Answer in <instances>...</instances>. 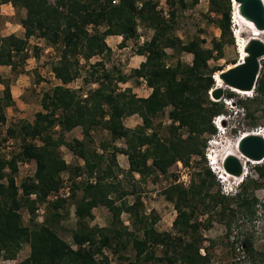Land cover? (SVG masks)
Here are the masks:
<instances>
[{"label":"trees","instance_id":"1","mask_svg":"<svg viewBox=\"0 0 264 264\" xmlns=\"http://www.w3.org/2000/svg\"><path fill=\"white\" fill-rule=\"evenodd\" d=\"M0 2L10 3L26 12L19 20L24 29L23 36L0 33V65L10 66L14 71L17 60L27 58L25 51L32 36L61 47L52 65L59 83L43 92L41 110L35 113L32 121L23 119L16 125L5 126L6 109L14 104V100L9 81L0 75V84L3 85L0 89V152L9 148L4 144H12V139L20 141V149L15 154H0V255L4 259H16L23 244L27 243L29 255L14 264H108L106 248L113 250L121 262L124 261L120 264H206L209 253L200 252L202 237L198 231L202 226L207 228L212 218H216L225 220L230 229L238 213L252 216L256 213V205L264 207V201L259 202L255 194L247 193L249 188L264 184V161L255 165L256 175L262 182L251 180L253 183L248 185L242 179V188L229 196L220 190L210 192L215 176L208 167L199 171V180H192L187 188L181 184L167 187L166 198L173 203L176 211L172 221L173 233L158 231L153 225L156 219L148 223L147 217L139 214L137 206L142 204L139 197L132 203L121 201L116 204L110 196L118 191L109 180L117 174L110 165L102 168L104 155L90 147L91 133L95 128H104L113 141L124 139L126 148L117 150L127 156L128 172H136L141 178L155 169L164 174L176 161L187 164L193 154L203 155L198 135L206 129L212 133L216 131L210 120L220 114L221 107L219 101L208 98V92L216 86L215 74L224 69L210 68L208 61L222 57L223 42L212 38L211 48L204 47L205 39L198 36L183 42L174 33L178 12L175 0H168V17L157 9L156 0ZM178 2L184 8L197 4L198 0H192L190 4L186 0ZM210 3L213 6L210 12L220 15L217 25L223 37L230 33V9L221 6L217 0H210ZM139 25L152 30L150 39L138 48L139 54L145 58L133 70V76L145 78L151 90L147 96L139 97L130 88L120 90L117 83L111 86L112 71L105 69L101 60L90 65L93 68L90 80L97 83L96 88L81 93L80 89L68 86L80 75V59L87 62L110 51L106 38L111 35L121 36L119 46L123 47L127 39L137 36ZM167 49L190 53L191 62L176 60L175 64L167 65L164 60ZM126 79L119 72L115 81L125 82ZM254 92L251 98L254 101L264 95V75L260 71ZM167 106H170L168 116L172 120L169 125L171 136L161 138L157 131L147 133L146 130L152 126V118ZM133 114L142 117L143 125L135 128L124 125L123 118ZM4 126L6 128L1 129ZM75 127H81L82 137L66 140L65 132ZM182 127L187 129L186 138L178 132ZM62 146L82 159L83 164L72 167L60 152ZM101 146L106 148L105 144ZM31 160L36 165L33 175H26L18 184L16 174L19 164ZM62 171H73L75 176L86 174L88 180L74 181L68 197L59 195L48 201L53 214L44 216L42 222L35 221L36 203L46 202L50 200L49 195L59 193L63 182L60 178ZM93 174L96 180L92 182L89 178ZM77 189H82L83 194L75 203L77 226L71 233L74 243L71 245L58 233L57 224L62 218L58 210L64 208L63 204L75 195ZM125 194L126 191L122 190L118 199ZM99 205H106L111 212L109 226L88 224V220L93 218L92 210ZM23 206L30 213L28 225L22 222L20 209ZM123 211L132 215L134 222H139L141 235L127 231L122 225L120 214ZM205 212L209 213V218L206 223H201L198 215ZM187 235H191L188 241L185 240ZM129 242L135 251V260L120 253ZM158 245L162 246L159 255L154 250V246ZM239 249L249 264H264V250L255 249L248 237L241 242Z\"/></svg>","mask_w":264,"mask_h":264},{"label":"rangeland","instance_id":"2","mask_svg":"<svg viewBox=\"0 0 264 264\" xmlns=\"http://www.w3.org/2000/svg\"><path fill=\"white\" fill-rule=\"evenodd\" d=\"M156 1H158L157 9L162 15L168 17L170 9L168 0ZM175 1V7L178 12L175 19L174 33L183 42H187L198 36L205 39V43L203 44L204 47L211 48L212 38L216 37L222 40V57L210 59L208 61L210 68L215 69L220 67L225 70L227 65L240 60V44H243L245 40H250V34L236 19V10L234 9L235 5L233 0H217L221 6H228L231 13L230 33L227 32L223 37L220 36L221 32L217 25L220 15L216 12H210V8L213 7L210 0H198L197 4L189 5L184 8H181L178 4V0ZM191 1L192 0H186V3L190 4ZM20 11L21 8L14 7L10 3L0 2V33L2 35H8L6 33H18L17 27L20 25L19 20L21 19ZM151 35V29L139 25L137 36L127 39L123 47L119 46L122 37L106 38L107 44L111 47V50L107 51L104 55L94 56L87 62L84 59H80V75L69 83L68 86L73 89H80L81 93H86L90 89L96 88L97 83L90 80L91 76L89 74L93 71L90 65L95 61L101 60L104 63L105 69H110L112 71L113 80L111 86L117 83L116 86L118 89L123 90L130 88L137 96L145 97L150 93L148 91L151 90L147 88L144 77L133 76V70L139 67L140 62L145 58L143 54H139L138 48L145 40L150 39ZM261 37L264 38V34H262ZM118 39H121L119 43L117 42ZM39 41L41 40H38L35 36L29 38L25 51L27 58L25 60H17L18 64L15 70L13 71L10 68L8 76L4 77L9 81L10 88L12 85L13 98L21 102V106L23 107L21 110L17 108V111L14 110L15 112L10 111L8 113L11 120L10 122H6L5 126L16 125L19 120L23 119L32 121L35 113L41 110L40 100L43 92L59 83V80L54 76L52 65L58 58L61 47L50 45L44 39V42H40L41 44L39 45L37 44ZM166 51L167 57L164 60L167 65L175 64L176 60H180L184 63L191 62L192 55L189 53H176L172 49H167ZM119 72L127 78L125 82L115 81ZM260 72L261 75H264V59L261 60ZM86 79L89 80L87 81ZM223 89V96L219 100L211 99L208 93V98L210 100L219 101L221 112L210 120L212 125L215 126L216 131L212 133L210 129H206L204 133L197 137L203 155H191L187 164L180 160L181 167L176 161L164 174L160 173L158 169H155L154 172L148 174L144 178H141L136 172L129 173L127 156L117 150L126 148L124 139L111 140L109 133L102 127H97L92 131L90 147L96 149L99 154L102 153L105 158L101 162V167L106 168L110 165L114 169L115 174H117V177L109 179L118 189V191H114L110 194V196L115 199L116 204L121 201L132 203L135 198L139 197L142 203L137 206L139 214L147 217L148 223L156 219L153 225L158 231H169L173 233L172 221L175 218L176 211L173 203L166 198L165 189L167 187L174 184H181L183 187L187 188L192 180H194V182L199 180L200 177L198 172L206 167L210 168L215 176V184L210 189V192L220 190L221 193L228 194L229 196L239 191L242 188L241 185L246 182L248 185L253 183L251 180H257L258 183L262 182V179L257 177L255 172L256 163L251 162L247 163L248 174L244 178V183L240 182L236 186L235 184L239 179H230L225 176V180L220 182V178H218V175L222 172L221 166L224 152H226L228 148H234L237 141L245 133L259 131L264 135V95L257 101H254L251 99L252 96L255 95L254 90L250 94H240L232 91V89L227 86ZM204 105L206 106L207 103H204ZM235 106L243 111L236 114ZM169 109L170 106L165 107L152 118V126L146 130L147 133L157 131L158 136L161 138H168L171 136L169 125L172 120L168 116ZM19 111L20 113H17ZM249 115H251L253 119ZM217 116H219V119L221 118V121H218L216 118ZM214 122H216L218 126L221 125L223 132L217 130ZM123 123L126 127L135 128L143 125V119L140 115L133 114L124 117ZM5 126L1 129H5ZM178 132L184 138L188 136L186 127L180 128ZM77 136L79 138L82 137L81 127H75L65 132L64 135L65 139L68 141ZM11 142L12 144H4V147L9 146V148H4V150L0 152L1 155L15 154L19 151L20 141L18 139H12ZM35 143H39V141L35 140ZM101 144H105L106 148L103 149ZM60 152L63 158L68 161L72 167L78 163L83 164V160L74 156L66 147L62 146ZM208 158H211L214 164H209ZM148 163L151 164L152 160L149 159ZM19 166V171L16 174L18 184L26 175H33L36 165L35 162L31 160L27 165L21 163ZM60 178L61 181L66 180L70 187H72L74 181L80 183V181L88 180L86 174L75 176L73 171H62L60 173ZM89 180L92 182L95 181V174H93L92 178L90 177ZM122 190H125L126 194L118 199V195L121 194ZM247 193L255 194L259 202L264 201V184L253 189L249 188ZM82 194V189H77L75 195L63 204L64 208L58 210L62 217L57 224L58 233L71 245L74 244L71 233L77 226V216L74 212L75 203L81 198ZM31 198H35V196L31 195ZM49 199L50 200H46V202L36 203V210L34 212L35 221L42 222L44 216L50 217L53 214L54 210L52 206H50V202L54 198L52 199L50 195ZM230 203L234 205L233 201H230ZM255 209L256 213L252 216L238 213L230 229L227 228L225 220H218L216 218H212L207 228L202 226V228L199 229L198 233L202 237L200 252L205 253V251H207L209 253V261H207L206 264H249L246 259L247 257L244 256V253L239 249L241 242L247 237L253 242L255 249L264 250V207L256 205ZM20 212L23 224L28 225L30 213L24 206L20 209ZM92 212L93 218L88 220L89 226L110 225L111 212L106 205H99L95 207ZM208 218L209 213L207 212L198 215V220L201 223H206L205 220ZM120 219L122 225L127 228V231L141 235L142 232L138 230L140 224L138 221L134 222L132 215L123 211L120 214ZM189 239H191V235L185 236L186 241ZM26 247L27 249L25 250ZM158 247L159 245L154 246L157 255L160 254L162 249V247ZM120 253L135 260V251L132 248L131 242L126 245L125 249H121ZM28 254L29 245L24 243L21 250L17 253L16 259L7 260L0 255V264H14L22 260ZM105 254L108 257V264L124 263L123 260L121 262V259H119L111 249L106 248Z\"/></svg>","mask_w":264,"mask_h":264},{"label":"water","instance_id":"3","mask_svg":"<svg viewBox=\"0 0 264 264\" xmlns=\"http://www.w3.org/2000/svg\"><path fill=\"white\" fill-rule=\"evenodd\" d=\"M239 3V13L246 19L253 22L255 27L264 30V0H234ZM246 57L239 63L225 71L220 72L222 82L236 89L253 91L259 75L261 63L264 59V41L252 38L247 41L245 47ZM223 88L214 86L208 92L210 98L219 100L223 96ZM239 153L255 161L264 160V137L259 134H248L241 136L237 141ZM224 170L234 176H241L243 173V162L237 155H225L222 159Z\"/></svg>","mask_w":264,"mask_h":264},{"label":"bare ground","instance_id":"4","mask_svg":"<svg viewBox=\"0 0 264 264\" xmlns=\"http://www.w3.org/2000/svg\"><path fill=\"white\" fill-rule=\"evenodd\" d=\"M233 3H234V5H235V8H234V9L236 10V14H235L236 19L238 20V22H240L241 25H243V27L246 29V31H248V33L250 34V39H252V38H257V39H258V38H259V39H261L262 41H264V38L261 37L262 34H264V30H263V31L258 30V29L255 27V25L253 24L252 21H250V20L246 19L245 17H243V16L239 13V3L235 2L234 0H233ZM247 41H248V40H245V41L243 42V44H240V48H239V51H240V60H239V62H238L237 64L242 63V62H243L242 60H243V59L246 57V55H247V53H246L245 50H244V47H245ZM260 63H261V61H260ZM237 64H235V65H237ZM235 65H230V66H228L226 69H229V68H231V67H233V66H235ZM226 69H225V70H226ZM225 70H223V71H225ZM219 74H220V72H218V73L216 74V76H215V80H216V83H217L216 87H222V88H224V87L227 86V85H225V84L222 82V79L219 77ZM227 87H229V86H227ZM229 88L232 89V91L238 92V93H240V94H250V93L252 92V91H246V90L236 89V88H234V87H229ZM220 126H221V125H220ZM248 134H259V135H263L262 132L254 131V132H252V133H245V134H243L242 136H245V135H248ZM263 137H264V135H263ZM237 143H238V142H237ZM230 154L237 155V156L239 157V159H241V161L243 162V173H242L241 176H234V175H231V174L227 173V172L224 170V168L221 166L222 177H223V176H227V177L230 178V179H235V180L241 179V180H242V179H244L245 176H247V174H248V167H247V163H248V162H251V163H260V162H262L261 160H260V161H255V160H249V159L243 157V156L239 153V150H238V144H236V145L234 146V148H228L227 151L224 152V156H225V155H230ZM210 160H211V158H210ZM214 160H215V159H214ZM263 161H264V160H263ZM215 162H216V161H215ZM211 163L214 164V161L211 160ZM216 163H217V162H216ZM219 171H220V170H219Z\"/></svg>","mask_w":264,"mask_h":264},{"label":"crops","instance_id":"5","mask_svg":"<svg viewBox=\"0 0 264 264\" xmlns=\"http://www.w3.org/2000/svg\"><path fill=\"white\" fill-rule=\"evenodd\" d=\"M25 10L24 9H21V11H20V17L21 18H23L24 16H25ZM21 25V24H20ZM18 26L17 28H18V33L16 34L17 36H23V33H24V29H23V27L22 26ZM15 29H16V27H15ZM23 32V33H22ZM6 34H9V33H6ZM110 37H119V38H121V36H119V35H111V36H108L107 38H110ZM38 40H41V41H39V43H37V44H41L42 42H44L43 41V39L42 38H37ZM120 40L121 39H118L117 40V42L119 43L120 42ZM41 42V43H40ZM190 54V53H189ZM10 66H6V65H0V75L2 76V77H6V76H8V74H9V72H10ZM3 88V85L2 84H0V89H2ZM11 88H12V85H11ZM147 88L150 90V88L147 86ZM148 92H150V91H148ZM11 93H12V96L14 97V95H13V91H12V89H11ZM147 96V95H146ZM13 100H14V102H15V104L13 105V106H9V107H7V112H6V117H7V120H6V122H10V117H9V112L10 111H13V112H15V111H17V108H18V110H21V109H23V107L21 106V102H19L18 100L16 101L15 100V98H13ZM15 110V111H14ZM17 113H20V111L19 112H17ZM78 137V136H77ZM79 138V137H78ZM123 155V154H122ZM29 255V254H28ZM27 255V256H28ZM26 257V256H25ZM24 257V258H25Z\"/></svg>","mask_w":264,"mask_h":264},{"label":"built area","instance_id":"6","mask_svg":"<svg viewBox=\"0 0 264 264\" xmlns=\"http://www.w3.org/2000/svg\"><path fill=\"white\" fill-rule=\"evenodd\" d=\"M177 163L179 164V166L181 167L180 165V162L177 161ZM24 165H27V163H25ZM63 185V186H62ZM69 192H70V186L67 184V181L64 180L61 184V187L59 189V193H52L51 196H52V199L53 198H56L57 196H63V197H67L69 195ZM50 196V195H49ZM49 198V197H48ZM162 246L159 245L158 248H161Z\"/></svg>","mask_w":264,"mask_h":264},{"label":"clouds","instance_id":"7","mask_svg":"<svg viewBox=\"0 0 264 264\" xmlns=\"http://www.w3.org/2000/svg\"><path fill=\"white\" fill-rule=\"evenodd\" d=\"M214 80H215V79H214ZM234 108H236V111H235L236 114H238L240 111H243V110H239L238 107H236V106H235ZM216 118L218 119V121H221V118L219 119V116H217ZM214 123H215V125H216L217 130L223 132V130L221 129V126H220V125L218 126V124H217L216 122H214ZM208 160H209V164H212V163H211V160H210L209 158H208ZM212 169H213V168H212ZM224 177H225V176L222 177V173H220V174L218 175V178H220V182H223V181L225 180ZM240 182H242L241 179H239V180L236 182L235 185L237 186Z\"/></svg>","mask_w":264,"mask_h":264}]
</instances>
